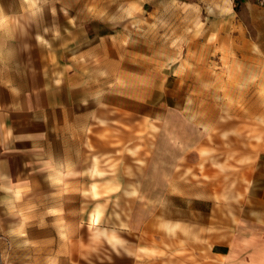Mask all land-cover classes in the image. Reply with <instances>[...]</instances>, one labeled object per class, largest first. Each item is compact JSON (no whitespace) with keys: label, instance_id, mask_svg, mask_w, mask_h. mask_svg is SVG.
Wrapping results in <instances>:
<instances>
[{"label":"rangeland","instance_id":"374dc122","mask_svg":"<svg viewBox=\"0 0 264 264\" xmlns=\"http://www.w3.org/2000/svg\"><path fill=\"white\" fill-rule=\"evenodd\" d=\"M231 1L0 0V16L15 24L40 65L71 89L66 135L73 152H55L60 172L49 177L71 182L65 191L70 244L81 247L76 263L124 264L123 251L133 241L159 240L166 174L159 163L149 165L150 156L169 107L174 118L200 123L207 117V78L200 86L196 80L213 64L208 55L213 60L220 53L224 23L240 19L241 3L232 9ZM247 137L261 142L264 125L247 126ZM258 153L249 156V170ZM193 159L187 157L177 179L191 180ZM28 195L24 204L0 212V264L48 259L32 250V213L47 212V198L33 205ZM240 200L233 190L232 228ZM169 208L174 213L175 203ZM147 220L154 226L145 228ZM118 243L119 252L112 247Z\"/></svg>","mask_w":264,"mask_h":264},{"label":"crops","instance_id":"0c3cea01","mask_svg":"<svg viewBox=\"0 0 264 264\" xmlns=\"http://www.w3.org/2000/svg\"><path fill=\"white\" fill-rule=\"evenodd\" d=\"M240 3V19L224 23L220 53L213 60L208 55L213 64L196 80L200 86L207 78L205 120L174 118L173 107L167 109L149 161L166 174L159 240L133 241L123 251L124 264H264V139L250 143L247 137V126L264 125V7ZM20 34L0 16V212L24 204L29 192L33 205L47 198L48 211L32 213L33 253H47L44 264H81L73 260L75 252L82 255L81 247L70 244L73 218L65 190L71 182L49 177L60 172L55 152H73L66 135L73 96ZM256 152L249 170V156ZM189 155L191 180H179L174 174L186 169ZM233 190L241 197L236 228ZM174 203L175 212H169ZM152 221L144 227L154 226ZM112 247L120 251L119 243ZM32 264H39L36 257Z\"/></svg>","mask_w":264,"mask_h":264},{"label":"built area","instance_id":"2783aa9c","mask_svg":"<svg viewBox=\"0 0 264 264\" xmlns=\"http://www.w3.org/2000/svg\"><path fill=\"white\" fill-rule=\"evenodd\" d=\"M256 2L261 5V6H264V0H256Z\"/></svg>","mask_w":264,"mask_h":264},{"label":"trees","instance_id":"16d2710c","mask_svg":"<svg viewBox=\"0 0 264 264\" xmlns=\"http://www.w3.org/2000/svg\"><path fill=\"white\" fill-rule=\"evenodd\" d=\"M240 1H243V0H236L235 3L240 2Z\"/></svg>","mask_w":264,"mask_h":264}]
</instances>
